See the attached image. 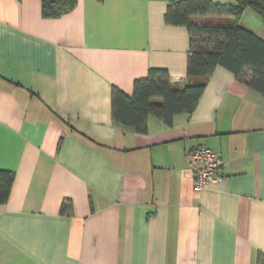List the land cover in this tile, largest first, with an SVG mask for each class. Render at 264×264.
I'll return each instance as SVG.
<instances>
[{"label": "crops", "instance_id": "0c3cea01", "mask_svg": "<svg viewBox=\"0 0 264 264\" xmlns=\"http://www.w3.org/2000/svg\"><path fill=\"white\" fill-rule=\"evenodd\" d=\"M174 1L76 0L44 18L41 0H0V173L13 175L0 264H264L259 93L218 66L170 126L112 120L113 89L131 95L150 69L186 80L188 31L164 20ZM238 24L264 41L250 9ZM199 146L223 167L197 193Z\"/></svg>", "mask_w": 264, "mask_h": 264}, {"label": "trees", "instance_id": "16d2710c", "mask_svg": "<svg viewBox=\"0 0 264 264\" xmlns=\"http://www.w3.org/2000/svg\"><path fill=\"white\" fill-rule=\"evenodd\" d=\"M234 1L233 5L214 4L211 0H177L169 4L165 22L183 26L189 34L186 80L174 81L166 71L150 69L144 79L134 82L131 95L113 89L114 123L136 133L146 132L148 117L170 126L174 116L194 111L218 66L264 98V41L238 24L246 9L264 22V0ZM75 4L76 0H41L42 17L62 16ZM12 179V174L0 173V204L7 200ZM61 209L70 213L69 205L63 204Z\"/></svg>", "mask_w": 264, "mask_h": 264}, {"label": "built area", "instance_id": "2783aa9c", "mask_svg": "<svg viewBox=\"0 0 264 264\" xmlns=\"http://www.w3.org/2000/svg\"><path fill=\"white\" fill-rule=\"evenodd\" d=\"M188 175L193 180V190L203 191L208 184L220 180L223 161L218 153L204 147H194L186 154Z\"/></svg>", "mask_w": 264, "mask_h": 264}]
</instances>
